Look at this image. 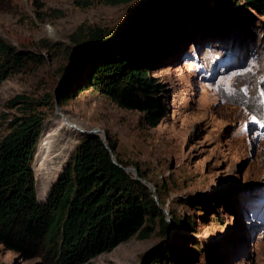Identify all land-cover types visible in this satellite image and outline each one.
<instances>
[{
	"label": "rangeland",
	"instance_id": "obj_1",
	"mask_svg": "<svg viewBox=\"0 0 264 264\" xmlns=\"http://www.w3.org/2000/svg\"><path fill=\"white\" fill-rule=\"evenodd\" d=\"M197 1L202 8L191 15L183 8L194 0L160 15L181 12L184 25L165 40L168 51L153 58L151 73L165 85L167 112L151 128L139 112L89 87L72 93L81 66L101 49L126 43L121 34L140 22L141 0L88 6L81 0H0V38L43 56L0 83V137L16 113L9 99L22 93L34 99L50 94L54 100L59 80L67 76L60 111L84 129L57 130L53 106L32 169L49 131L57 130L49 140L52 155L62 151L65 137L73 139L67 157L59 159L64 169L80 139L99 127L128 167L140 166L153 182L167 181L168 196L160 204L166 234L157 225L149 237L134 235L86 264H148L159 257L160 264H264V14L232 9L223 0ZM82 23L105 30L109 42L66 72L76 50L69 36ZM34 178L36 186V173ZM0 264L48 262L41 256L23 259L0 244Z\"/></svg>",
	"mask_w": 264,
	"mask_h": 264
},
{
	"label": "trees",
	"instance_id": "obj_2",
	"mask_svg": "<svg viewBox=\"0 0 264 264\" xmlns=\"http://www.w3.org/2000/svg\"><path fill=\"white\" fill-rule=\"evenodd\" d=\"M129 1L81 0V4L115 5ZM183 1L141 0L140 22L121 34L126 43L118 49H101L110 38L105 30L78 25L69 36L76 50L69 54L65 71L77 67L78 61L93 51H101L81 66L72 82V93L89 87L120 108L139 112L147 127H156L167 107L163 101L165 85L151 73L156 66L153 58L168 51L163 46L165 40L184 25L181 12L166 19L160 15ZM194 1L193 5L184 6L185 13L201 10L203 4ZM223 2L232 9L251 8L264 14V0ZM59 44L54 42L52 46L58 48ZM42 61L41 54L16 49L0 38V83L11 73ZM7 106L15 108L16 113L0 137V244L5 249L23 259L41 256L48 264H86L134 235L149 237L157 225L160 233L166 234L167 221L160 204L164 205L168 196L167 181L153 182L135 165L138 176L153 184L155 199L145 184L124 169L128 162L119 156L109 137L107 145L117 163L99 136L82 137L40 204L32 161L44 120L53 110V98L45 94L34 99L18 93L8 100ZM160 263L161 257L148 264Z\"/></svg>",
	"mask_w": 264,
	"mask_h": 264
},
{
	"label": "bare ground",
	"instance_id": "obj_3",
	"mask_svg": "<svg viewBox=\"0 0 264 264\" xmlns=\"http://www.w3.org/2000/svg\"><path fill=\"white\" fill-rule=\"evenodd\" d=\"M56 115L57 116L55 117L54 125L57 127V130L66 129L67 132L74 133L76 131L80 132L81 129H84L74 121L67 118L64 114L57 113ZM55 129L49 131L45 138L40 142V145L38 146V152L34 161L33 171L34 173H36V191L37 196L41 202L47 197V194L49 193L48 191L50 188V183L52 181H55V179L63 169H60V164L69 153V145H71L70 143L73 144L72 138L69 139L65 137L64 139H66L67 142L65 145H63L62 151H59L60 153L58 154L52 155L50 153L51 151H49L51 149V142L49 140L52 139L54 135H56L57 130ZM66 149L67 151H65ZM59 159L61 160V162Z\"/></svg>",
	"mask_w": 264,
	"mask_h": 264
},
{
	"label": "water",
	"instance_id": "obj_4",
	"mask_svg": "<svg viewBox=\"0 0 264 264\" xmlns=\"http://www.w3.org/2000/svg\"><path fill=\"white\" fill-rule=\"evenodd\" d=\"M66 78L67 76H63L60 80H59V83L57 85V88L55 90V94H54V107H55V110H56V114L57 113H61L60 111V107H59V104H58V101H59V98H60V94H61V91H62V88L64 87V84H65V81H66ZM87 133L89 134H92V135H97L99 136L101 139H102V142L103 144L105 145V147L108 149V151L110 152V155H111V158H112V161L114 163H117L116 160H115V157H114V154L111 150V148L107 145V134L105 133V131L99 127H93L91 129H89L87 131ZM124 169L127 171V172H132L133 173V177L137 180H140L143 184H145L153 193V197L156 199V193H155V188L154 186L144 177H139L138 176V173H137V170L136 168L134 167H124ZM38 200V199H37ZM38 202L40 204H42L43 202H40L38 200Z\"/></svg>",
	"mask_w": 264,
	"mask_h": 264
},
{
	"label": "snow or ice",
	"instance_id": "obj_5",
	"mask_svg": "<svg viewBox=\"0 0 264 264\" xmlns=\"http://www.w3.org/2000/svg\"><path fill=\"white\" fill-rule=\"evenodd\" d=\"M252 119L255 120V117H253Z\"/></svg>",
	"mask_w": 264,
	"mask_h": 264
}]
</instances>
